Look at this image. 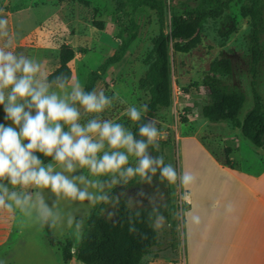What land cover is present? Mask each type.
<instances>
[{"label":"rangeland","instance_id":"rangeland-1","mask_svg":"<svg viewBox=\"0 0 264 264\" xmlns=\"http://www.w3.org/2000/svg\"><path fill=\"white\" fill-rule=\"evenodd\" d=\"M241 2L234 0L229 11L219 18H207L199 31L196 46L189 52L171 51L173 102L153 119L165 133L164 138L158 141V149L166 164H172L178 172H191L195 180L187 186L167 182L172 191L171 215L159 229L161 247H155L146 255L143 264H151L158 259V264L181 263L184 226L192 208L186 201V194L194 199L199 195V200L201 195L208 199L213 196L226 198L229 193L226 179L229 175L222 173L216 162L230 167L227 164L230 157L236 166L239 164L252 170H256L261 161L264 162V150L245 137L235 123L211 122L202 113L203 105L208 100L203 77L211 71L212 62L223 56L231 58L233 73L229 77L224 73L218 75L246 94L240 119L253 106V80L264 98V60L253 72L248 44L250 18L242 16ZM0 10L9 21L13 37L11 50L37 60L49 75L59 66L60 48L66 42L76 51L70 63L72 78L84 86L89 72L112 55L119 45L118 32L121 27L118 20L122 12L117 10L115 0H0ZM171 14L172 10L167 6L164 15L166 26ZM225 16H229L235 24L234 31L226 36L219 31L221 27L224 29ZM135 19L139 25L136 38L124 58L109 66L96 85L97 89L103 88L108 95L113 92L120 94L113 106L101 114L102 117L122 123L131 130L135 122L125 115V109L128 104H147L149 101V91L143 80L153 58L154 39L161 30L158 11L148 6H140ZM230 24L229 21L228 26ZM2 44L3 41H0ZM3 117V107L0 106V123H10L4 121ZM89 118L82 114L81 122ZM196 139L210 149L214 160L200 149ZM228 147L230 150H227ZM57 170L62 169L58 167ZM81 173L87 174L86 170L77 169L71 175ZM44 191L47 197L48 190ZM58 203L62 213L82 218L84 226L87 217L97 209L87 202L80 204L64 198H60ZM201 206L203 210L206 209V203L202 202ZM0 220L9 223L12 230L4 246L0 244V260L5 264H84L76 259L65 262L60 246L50 243L46 227L31 224L21 226L20 220L13 218L11 213H0ZM173 229L177 231L173 232ZM52 233L61 242L67 238L75 243L79 241L66 224L57 230L52 229Z\"/></svg>","mask_w":264,"mask_h":264},{"label":"clouds","instance_id":"clouds-1","mask_svg":"<svg viewBox=\"0 0 264 264\" xmlns=\"http://www.w3.org/2000/svg\"><path fill=\"white\" fill-rule=\"evenodd\" d=\"M0 41V106L4 121L10 122L0 123V213H11L21 226L57 230L66 224L80 240L84 221L62 213L60 198L87 202L91 207L106 205L100 212L113 220L116 212L111 209L122 198L128 208L144 207V200L136 198L145 197L142 189L132 197L126 191L114 192L117 186L137 178L151 185L158 172L160 181L169 184L194 182L191 172H178L162 155H152L150 149H158L165 133L157 121L146 118V103L128 104L125 109L129 120L137 122V132H133L101 115L120 98L119 92L108 95L103 88L87 90L65 73L49 79L41 63L11 50L13 37L2 10ZM82 114L91 118L82 123ZM36 153L52 162L46 164ZM77 169L87 174L71 175ZM44 190H48L47 197ZM145 198L152 209L149 220L156 217L151 226L159 230L166 220L159 212L163 205L154 197ZM135 215L139 217L140 212ZM193 221L199 222V217L193 216Z\"/></svg>","mask_w":264,"mask_h":264},{"label":"trees","instance_id":"trees-1","mask_svg":"<svg viewBox=\"0 0 264 264\" xmlns=\"http://www.w3.org/2000/svg\"><path fill=\"white\" fill-rule=\"evenodd\" d=\"M234 0H115L116 8L122 12L119 18V45L116 51L108 56L96 69L88 74L85 88H96L97 82L106 74L109 66L120 62L136 38L139 25L135 19L140 6H148L158 11L161 19V30L153 43V58L143 80L149 91L148 112L146 118L155 119L158 114L169 108L173 102L172 62L171 51L189 52L199 40V31L207 18H219L229 11ZM167 6L172 10L169 25L164 23ZM240 12L242 16L250 18V32L248 44L252 60V70L257 71V65L264 60V0H242ZM229 21L231 22L228 26ZM224 29H219L224 36L234 31L235 24L229 16L223 19ZM227 26V27H225ZM76 51L64 42L60 48V64L49 74L52 79L59 73L72 77L70 63L75 58ZM218 73L228 77L233 73V62L229 57H219L212 62L211 71L203 77L202 83L208 96L203 105L202 113L211 122H233L240 128L242 134L250 139L254 145L264 149V98L253 84V106L247 111L243 119L240 113L246 100V94L237 86L226 83ZM185 119V117H183ZM137 122L132 128L137 132ZM67 130V128H65ZM227 150H230L228 147ZM152 155H161L159 149H150ZM47 164L51 158H45L36 153ZM227 164L235 168L236 163L228 157ZM143 190L145 197H154L163 206L159 212L169 219L171 215V189L167 181H160L159 172L153 177L151 185L140 182L139 178L128 185L113 189L114 192L126 191L129 196L136 197V193ZM145 197L144 207L133 205L126 207L122 198L120 204L111 209L116 212L113 220L100 212L106 205H98L95 212L88 217L83 228L84 237L75 243L67 238L65 242L56 240L52 229L46 227L49 241L52 245H59L65 262L76 259L84 264H143V258L150 254L155 247H161L159 230L151 225L156 217L149 220L152 209ZM139 211L140 216L135 213ZM134 228L132 232L129 229ZM177 229H173V232ZM147 237L144 239L143 237ZM175 245V242L172 243ZM75 248V251H73Z\"/></svg>","mask_w":264,"mask_h":264},{"label":"crops","instance_id":"crops-1","mask_svg":"<svg viewBox=\"0 0 264 264\" xmlns=\"http://www.w3.org/2000/svg\"><path fill=\"white\" fill-rule=\"evenodd\" d=\"M196 142L214 160L210 149L202 141ZM216 164L222 173L229 175L226 178L229 193L226 198L208 199L201 195L199 200V195L194 199L186 194L192 208L184 226L180 264H264V162L256 170L239 164L235 168ZM202 202L206 203L204 210ZM193 216L199 217V222H194ZM11 231L9 223L0 220L2 246ZM158 262L159 259L151 264Z\"/></svg>","mask_w":264,"mask_h":264},{"label":"built area","instance_id":"built-area-1","mask_svg":"<svg viewBox=\"0 0 264 264\" xmlns=\"http://www.w3.org/2000/svg\"><path fill=\"white\" fill-rule=\"evenodd\" d=\"M168 1V5L171 3V0H167Z\"/></svg>","mask_w":264,"mask_h":264}]
</instances>
